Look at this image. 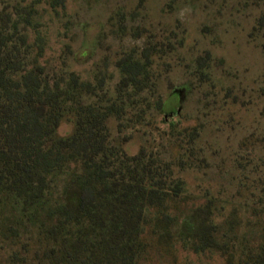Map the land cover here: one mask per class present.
I'll return each instance as SVG.
<instances>
[{
	"label": "trees",
	"instance_id": "1",
	"mask_svg": "<svg viewBox=\"0 0 264 264\" xmlns=\"http://www.w3.org/2000/svg\"><path fill=\"white\" fill-rule=\"evenodd\" d=\"M66 2L0 0V264H177L180 253L264 264V107L225 152L208 137L220 92L173 120L182 95L169 74L186 29L155 32L139 7L120 9L105 31L118 48L101 51L100 37L79 52Z\"/></svg>",
	"mask_w": 264,
	"mask_h": 264
},
{
	"label": "rangeland",
	"instance_id": "2",
	"mask_svg": "<svg viewBox=\"0 0 264 264\" xmlns=\"http://www.w3.org/2000/svg\"><path fill=\"white\" fill-rule=\"evenodd\" d=\"M169 4L171 7H168ZM42 7H45L44 3ZM66 7V14L73 19L71 34H74V48L79 52L85 49L90 51L91 43L100 37L101 51L106 52L109 46L112 50L118 48V41L105 33L107 20L116 10L133 12L139 7L142 15L138 19L145 22L142 25L165 35L175 25L182 26V30L186 29L185 42L180 49L183 61L169 74L174 83L172 88L182 95L179 107L181 115L173 120L196 116L199 108H203L202 100L210 90L221 93L225 89H235L240 97L238 102L233 99L228 100V103L223 102L221 97L225 91L216 94H219V103L208 113L214 116L213 124L217 120L219 124L215 126L216 129L210 130L208 137L211 135L215 145L223 143L225 152H229L238 147L240 141L256 126V120L264 107V99H260L258 93L264 81V0H67ZM207 54L211 55V60L204 58L201 65L195 63ZM92 62H83L82 66L76 68L88 72ZM186 64L190 65L187 72ZM194 71L198 73L192 78L190 73ZM209 72L212 83L216 85L214 89L207 88L210 81L204 82L201 77L202 73L207 75ZM194 80L199 90L191 93L190 83ZM184 124L194 125L195 122ZM162 129H166V126H162ZM71 131L72 126L69 124L60 128L63 135ZM141 142V136H135L129 146L131 153L139 151ZM199 177L200 173L196 172L185 175L194 191H197ZM172 260V256H169L155 264H171ZM177 264L225 263L217 256H187L180 253Z\"/></svg>",
	"mask_w": 264,
	"mask_h": 264
}]
</instances>
